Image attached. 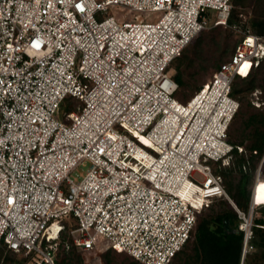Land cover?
<instances>
[{
  "label": "built area",
  "instance_id": "built-area-1",
  "mask_svg": "<svg viewBox=\"0 0 264 264\" xmlns=\"http://www.w3.org/2000/svg\"><path fill=\"white\" fill-rule=\"evenodd\" d=\"M113 5L155 18L120 21L107 14ZM231 11L232 0H0V245L57 264L59 220L73 215L81 253L173 264L200 211L224 197L243 256L253 249L254 188L240 210L212 163L231 162L232 83L259 65L264 41L244 31L186 103L169 69L200 32L228 26ZM262 94L253 91L258 107Z\"/></svg>",
  "mask_w": 264,
  "mask_h": 264
},
{
  "label": "trees",
  "instance_id": "trees-1",
  "mask_svg": "<svg viewBox=\"0 0 264 264\" xmlns=\"http://www.w3.org/2000/svg\"><path fill=\"white\" fill-rule=\"evenodd\" d=\"M228 24L200 32L170 64L172 78L178 85L175 97L181 102H188L208 81L202 78L196 81L191 79L196 62L202 63L204 59L212 56L215 65L212 78L221 64L231 59L244 37V31L249 30L264 41V0H232ZM221 27L237 32L236 39L230 43L229 38L232 34H228L227 42L222 46L215 42L211 48L205 47L208 42L203 40L207 31L211 29L215 31ZM255 89H261L264 93V58L247 76L238 75L233 80L231 94L239 100L240 106L228 129V140L234 146L232 159L229 165L212 163L213 171L223 177L231 200L244 212L249 210L258 174L260 182L264 183V161L261 164L264 153V107L257 108L253 105L250 94ZM73 103H75L73 98H66L61 111L69 112L73 108ZM239 148L243 150L240 151ZM257 205L256 211L264 212V202ZM227 219L228 231L225 226ZM59 221L64 228L59 235L56 263L84 264L83 255L71 235V230L77 226L75 217L68 215ZM239 224L240 219L233 204L224 197L213 198L198 214L194 231L176 254L173 264H241L244 237ZM251 243L264 258V214L254 217ZM32 256L25 255L24 252H15L5 243L0 245V264H26ZM101 257L104 264H118L117 259H122L128 264H143L132 256L111 248L103 251Z\"/></svg>",
  "mask_w": 264,
  "mask_h": 264
},
{
  "label": "rangeland",
  "instance_id": "rangeland-1",
  "mask_svg": "<svg viewBox=\"0 0 264 264\" xmlns=\"http://www.w3.org/2000/svg\"><path fill=\"white\" fill-rule=\"evenodd\" d=\"M107 14L115 15L117 19H119L120 21H124V20L143 21L145 20V18H148L149 20H153L155 18V15L152 13L134 11L128 8H122L117 5L111 6ZM235 33L237 32H234L231 29H227L223 27L218 28L215 31L213 29L208 30L204 38L205 40H203L208 42V45L205 47L211 48L215 42H218V44L222 46L223 43L227 42L228 34H232V36L229 38L230 43H232L234 39H236ZM214 69H215V65L213 64V58L212 56H209L206 59H204L202 63L196 62L194 64L193 66L194 74L191 77V79H193V81H196L199 78H202V80H206V79L209 80V78H211ZM262 95H264V93ZM253 98L255 99V96H253V92H252L250 94V99L252 100ZM253 105L257 108L264 107V105L258 107L254 103ZM58 117L62 118L61 114H58ZM257 207H258L257 209H259L260 204H258ZM263 214L264 212L262 213L255 212L254 217H259ZM98 244L100 248H105L107 245V240L104 238H99ZM243 244H244V240H243ZM102 253L103 252H100L99 250H92L82 253L84 258V264H104V261L102 260L101 257ZM247 254L248 255L246 256V259L244 258L243 260V246H242L241 261H243V264H264V258L262 257L261 252L256 247H253V249H251ZM116 261L118 262V264H128L126 261L122 259H117ZM33 262L35 261H27L26 264H33Z\"/></svg>",
  "mask_w": 264,
  "mask_h": 264
},
{
  "label": "bare ground",
  "instance_id": "bare-ground-1",
  "mask_svg": "<svg viewBox=\"0 0 264 264\" xmlns=\"http://www.w3.org/2000/svg\"><path fill=\"white\" fill-rule=\"evenodd\" d=\"M260 202H264V183L260 182V177H259L256 180L255 185H254V194H253L252 203H253V206L256 207L257 203H260ZM54 237H56V235L54 232L51 231V238H54ZM245 257L243 256V260Z\"/></svg>",
  "mask_w": 264,
  "mask_h": 264
},
{
  "label": "water",
  "instance_id": "water-1",
  "mask_svg": "<svg viewBox=\"0 0 264 264\" xmlns=\"http://www.w3.org/2000/svg\"><path fill=\"white\" fill-rule=\"evenodd\" d=\"M225 226H226V229H227V231L229 230V223H228V219L226 220V222H225ZM241 264H243V261L241 262Z\"/></svg>",
  "mask_w": 264,
  "mask_h": 264
}]
</instances>
